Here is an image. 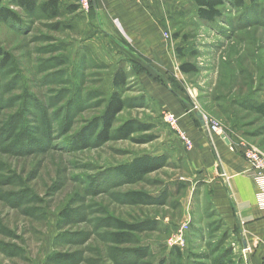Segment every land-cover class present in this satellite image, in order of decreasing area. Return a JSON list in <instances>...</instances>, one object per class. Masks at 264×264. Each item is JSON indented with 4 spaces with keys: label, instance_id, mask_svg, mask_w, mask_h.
Here are the masks:
<instances>
[{
    "label": "rangeland",
    "instance_id": "1",
    "mask_svg": "<svg viewBox=\"0 0 264 264\" xmlns=\"http://www.w3.org/2000/svg\"><path fill=\"white\" fill-rule=\"evenodd\" d=\"M10 7L20 20H0V47L10 56L5 67L0 63V264H44L53 253L71 254L54 264H222L226 257L264 264L243 250L209 184L187 179L180 141L162 118L165 103L136 74L121 92L125 106L112 129L135 119L149 130L75 141L79 128L101 114L112 71L125 59L102 42L90 14L80 9L48 19ZM220 9L211 23L195 18L194 3L187 19L172 17L170 35L164 33L179 72L156 82L191 114L217 122L235 144L264 152V116L247 108L264 103V0ZM183 62L194 71L182 72ZM142 154L167 160L133 179L117 173ZM129 191L150 199L130 200ZM116 219L136 228L121 233ZM182 223L188 229L177 251L168 239Z\"/></svg>",
    "mask_w": 264,
    "mask_h": 264
},
{
    "label": "crops",
    "instance_id": "2",
    "mask_svg": "<svg viewBox=\"0 0 264 264\" xmlns=\"http://www.w3.org/2000/svg\"><path fill=\"white\" fill-rule=\"evenodd\" d=\"M92 5L89 14L101 30V37L106 40L102 42L114 44L116 51L131 61L133 68L129 65L128 71L136 72L134 70L137 69L135 74L145 90L155 93L157 100L161 95L160 105L165 103L163 107L178 116L177 129L173 132L180 141V149L191 174L187 179L209 184L215 206L232 218L241 246L242 239H245L247 251L253 252L251 261L261 260L264 253V209L258 205L256 184L247 171L249 163L242 156V147L235 144L228 134L226 136L234 148L221 135L208 133L196 111L191 114L184 101L173 99L169 86V92H165L164 83H159L164 81V77L171 82L179 72L172 39H166L164 32L170 35L173 16L181 15L182 19H187L192 15L193 1L96 0ZM182 137L191 141L189 147Z\"/></svg>",
    "mask_w": 264,
    "mask_h": 264
},
{
    "label": "trees",
    "instance_id": "3",
    "mask_svg": "<svg viewBox=\"0 0 264 264\" xmlns=\"http://www.w3.org/2000/svg\"><path fill=\"white\" fill-rule=\"evenodd\" d=\"M195 6L194 16L203 22L211 23L216 19L221 17L220 7L225 3L229 2L235 7L244 6L246 0H192ZM251 4H254L257 0H247ZM7 4H3L0 0V20L4 22L12 21L18 22L20 20L19 13L10 7L14 5L19 7L27 14L41 16L42 18H57L62 16L64 13H73L80 10L79 4L75 2L69 3L65 0H6ZM92 0L90 1V7L88 13L92 10ZM173 36H177L176 33ZM180 53V49L177 48L176 53ZM178 55V54H177ZM10 56L6 51L0 47V63L3 67L9 62ZM124 60V61H123ZM127 62L126 65H130L133 68L131 61L127 59H121L118 61L114 70L112 71L111 86L112 90L108 94L105 105L101 114L94 118L88 125L79 128L75 134V141L79 143H84L89 137H96L99 140H108L109 137L114 136L117 138L128 139L131 135L137 131H147L150 128V124L147 122H141L135 119H127L120 123L115 129H112V124L116 119V116L125 106L126 99L122 97L121 92L127 86V79L130 75H134L137 69L132 70L126 69L125 65L122 63ZM179 69L184 72L194 71V66H191L187 62L179 64ZM248 109L264 116V103L257 102L248 105ZM135 142L143 143L149 139L134 138ZM167 157L165 154L162 155H148L142 154L135 156L128 163H124L116 167V171L123 177L128 179H133L136 177L143 176L144 174L150 173L159 169L166 162ZM127 196L130 200L134 201H146L150 197L148 194L141 191H129ZM116 224L122 232H126V229L134 230L136 226L126 224L123 221L116 219ZM144 224V223H142ZM138 227V226H137ZM125 234V233H124ZM125 237V236H124ZM174 249H179L178 247H173ZM178 251V250H177ZM227 251V250H226ZM224 251V253H227ZM141 254V253H139ZM71 254L68 253H53L47 256L44 264H54L60 262L61 260H67ZM262 262L264 263V258L262 254ZM222 264H239L235 260L230 258H225Z\"/></svg>",
    "mask_w": 264,
    "mask_h": 264
},
{
    "label": "built area",
    "instance_id": "4",
    "mask_svg": "<svg viewBox=\"0 0 264 264\" xmlns=\"http://www.w3.org/2000/svg\"><path fill=\"white\" fill-rule=\"evenodd\" d=\"M79 4L80 9L83 11H88L90 7L91 0H76ZM96 1V0H92ZM164 37L167 38V33H164ZM163 120L170 126L172 129H176L178 118L175 113L171 112L170 110L165 109L163 111ZM206 131L208 133H215L219 135L226 134L222 131L220 126L215 121H210L209 119L204 118L203 123ZM185 145L189 147L191 145V141L185 137H182ZM242 156L247 160L249 163L248 172L251 173L252 178L255 181L257 192L256 198L260 208L264 209V152L259 150L253 146H247L243 143L240 144ZM224 176V173H222ZM188 229L187 223L180 224L179 230L177 234H174L172 237L168 239V245L173 247L182 248L185 244V237L186 231ZM243 250L247 251V247L243 248ZM264 258V253H263Z\"/></svg>",
    "mask_w": 264,
    "mask_h": 264
},
{
    "label": "water",
    "instance_id": "5",
    "mask_svg": "<svg viewBox=\"0 0 264 264\" xmlns=\"http://www.w3.org/2000/svg\"><path fill=\"white\" fill-rule=\"evenodd\" d=\"M196 114H197V116L199 117L201 123L203 124V123H204V119H203V117L201 116V114H200L198 111H196ZM221 137L224 139V141H225L227 144H229L232 148H234V145L230 142V140H229V138H228L227 136H225V135L223 134V135H221ZM242 243H243V247L245 248V247H246V241H245V239H242Z\"/></svg>",
    "mask_w": 264,
    "mask_h": 264
},
{
    "label": "bare ground",
    "instance_id": "6",
    "mask_svg": "<svg viewBox=\"0 0 264 264\" xmlns=\"http://www.w3.org/2000/svg\"><path fill=\"white\" fill-rule=\"evenodd\" d=\"M177 129V128H176Z\"/></svg>",
    "mask_w": 264,
    "mask_h": 264
}]
</instances>
